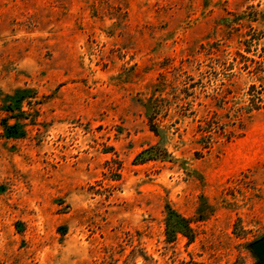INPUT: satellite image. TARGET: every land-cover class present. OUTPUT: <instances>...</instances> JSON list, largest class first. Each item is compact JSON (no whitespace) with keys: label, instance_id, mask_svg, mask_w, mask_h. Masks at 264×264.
<instances>
[{"label":"rangeland","instance_id":"1","mask_svg":"<svg viewBox=\"0 0 264 264\" xmlns=\"http://www.w3.org/2000/svg\"><path fill=\"white\" fill-rule=\"evenodd\" d=\"M252 69L264 0H0V264H264Z\"/></svg>","mask_w":264,"mask_h":264},{"label":"trees","instance_id":"2","mask_svg":"<svg viewBox=\"0 0 264 264\" xmlns=\"http://www.w3.org/2000/svg\"><path fill=\"white\" fill-rule=\"evenodd\" d=\"M254 72H256V78L259 81V87L258 88L255 84H251L248 88L247 94H248V103H249V109L254 110H263L264 111V70L263 71H257L252 69ZM18 92V91H17ZM10 101L12 104H17L19 102L18 98L10 97ZM10 110H12V107H9ZM166 228H167V236L168 238H173L177 232H186L183 233L188 236V230L189 227L187 225V220L183 217H180L179 214L174 212L173 210L169 211V215L166 219Z\"/></svg>","mask_w":264,"mask_h":264}]
</instances>
